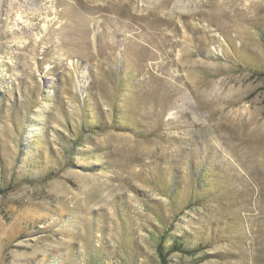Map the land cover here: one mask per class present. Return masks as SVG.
<instances>
[{
    "label": "rangeland",
    "instance_id": "obj_1",
    "mask_svg": "<svg viewBox=\"0 0 264 264\" xmlns=\"http://www.w3.org/2000/svg\"><path fill=\"white\" fill-rule=\"evenodd\" d=\"M0 264H264V0H0Z\"/></svg>",
    "mask_w": 264,
    "mask_h": 264
},
{
    "label": "trees",
    "instance_id": "obj_2",
    "mask_svg": "<svg viewBox=\"0 0 264 264\" xmlns=\"http://www.w3.org/2000/svg\"><path fill=\"white\" fill-rule=\"evenodd\" d=\"M158 254L160 255V258L163 259V254H162V251L161 250L158 252Z\"/></svg>",
    "mask_w": 264,
    "mask_h": 264
}]
</instances>
